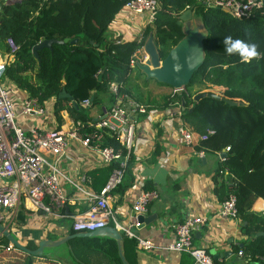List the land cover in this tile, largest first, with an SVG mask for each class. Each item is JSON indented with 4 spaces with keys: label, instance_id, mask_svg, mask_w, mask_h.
I'll use <instances>...</instances> for the list:
<instances>
[{
    "label": "trees",
    "instance_id": "trees-1",
    "mask_svg": "<svg viewBox=\"0 0 264 264\" xmlns=\"http://www.w3.org/2000/svg\"><path fill=\"white\" fill-rule=\"evenodd\" d=\"M129 1L51 0L42 3L41 0H27L7 5L0 0V51L10 53V42L16 47L5 80L28 93L30 98H37L42 105L55 99L56 116L60 121L62 104L70 101L58 98L65 91L79 106L70 109L76 117L78 129L92 132L88 127L95 122L94 118L90 115V108H82L81 103L92 99V104H97V93L110 96L112 83L119 84L122 93L136 99L126 87L134 71L132 57L152 36L163 61L187 37L185 23L178 25V21L184 12L191 10L193 18L198 19L206 31L202 40L203 62L184 91L164 96L162 103L154 99L148 101V110L162 111L178 105L182 108L185 102L182 118L195 139L194 149L205 155H220L225 160L216 171L217 181L223 188L226 186L219 175L222 169L227 168L237 179L238 218L242 220L241 232L247 239L240 251L248 260L264 264V236H257L264 233V215L252 211L257 199L264 200V15L256 12L249 19L237 20L221 8L209 6L205 0H152L159 7L158 13L155 22L146 27L139 40L126 43L106 40L110 24ZM260 1L264 4V0ZM227 35L256 44L259 58L245 64L238 56H227L222 45ZM65 39L69 42L64 43ZM46 40L58 42L40 49L36 57L33 48ZM74 40L78 42L71 43ZM195 85L205 86L207 94L218 90L216 95L219 98L206 97L196 103L189 90ZM112 100L113 105V97ZM191 108L193 112H190ZM209 131L213 134L209 135ZM103 146L121 148L118 140L110 135L106 136ZM226 148L230 150L225 152ZM130 164L131 158L126 175ZM117 167V163H112L92 174L95 191L101 192ZM125 190L123 182L113 193ZM152 190V185L145 187V191ZM25 223L26 214L21 210L18 226ZM68 234L75 232L70 229ZM127 240L124 237L126 245ZM8 246L9 241L0 238V251ZM27 247L36 249L32 243ZM61 247H69L64 264L100 263L94 258H103L107 264H123L117 242L113 239L76 238L58 249ZM43 259L54 263L59 261L46 253ZM185 260L182 264L190 263L192 258L187 256ZM34 262V257L26 255L24 261L15 264Z\"/></svg>",
    "mask_w": 264,
    "mask_h": 264
},
{
    "label": "crops",
    "instance_id": "crops-1",
    "mask_svg": "<svg viewBox=\"0 0 264 264\" xmlns=\"http://www.w3.org/2000/svg\"><path fill=\"white\" fill-rule=\"evenodd\" d=\"M195 20L196 18H193L185 25H189ZM147 26L148 21L145 15H131L128 10L123 8L110 24L106 40L115 43L137 41ZM145 53L144 47L138 53L141 60ZM139 63L135 67H131L134 71L126 86L137 100L143 103L147 98L155 99L156 94L164 97L181 92H177L168 85L160 84L155 79L148 78L144 71L138 67ZM146 63L140 64L146 65ZM136 70L145 76V83L135 78ZM6 86L15 103L17 124L23 131H29L35 126L78 128L76 117L70 112V109L75 107L72 101L62 104L64 109L59 112L61 121L56 116L55 99H50L42 105L43 115L29 117L24 115L21 110L23 101L30 98L28 93L18 89L9 80H6ZM189 90L193 96L198 91L200 93L207 91L205 86L200 85H195ZM97 95L99 102L92 104L90 108V115L94 121L99 119L113 102L111 95L98 93ZM177 110L175 107L162 111L151 109L147 115L135 118V146L132 151L129 172L124 181L126 190L123 193H113V200L110 204L116 221L123 226H129L134 200L145 190L146 186L152 185V191L157 192L158 199L149 205L146 217L156 216L157 218L148 224L144 223L140 228H132V232L136 236L153 243L154 249L141 251L137 248L135 240L128 239L127 245L126 242L124 243V254L127 260L135 264H182L189 256L192 261L188 264H198L190 254L170 251L168 247L175 239L177 225L188 218L200 217L206 218L207 223L195 234L194 248L205 250L212 257L213 263L259 264L248 260L244 255H239L247 240L241 232L242 220L225 219L219 215L222 204L227 198V188H223L216 178V171L221 164L220 156L205 155L201 158L197 155L199 151H196L194 147H187L182 143L178 129L184 120L182 116L177 115ZM105 167L99 154L81 147L76 141H71L62 162V169L69 178L78 183L89 180L90 183H87V186L96 193L98 192L94 189L92 174ZM68 192L72 195L73 202L66 209L67 215L64 218L26 215V223L21 227L18 226L15 232L23 245L27 246L32 243L37 248L42 240L59 241L69 236L68 231L73 223L72 217L86 211L88 205L84 202L83 197H80L69 187ZM263 210L264 200L257 199L252 211L263 215ZM110 225L114 226L113 223ZM62 248L63 252H66L65 256L62 255V251H58ZM61 249L45 250L48 257L54 256L62 259L55 263L52 262V264H63L65 257L69 256V247H61ZM9 254L19 253L12 251ZM215 255H223V257L214 259ZM93 260L100 262L96 264H107L103 258L101 260L94 258ZM40 262L48 264L49 260L42 258ZM65 262L68 263L67 258Z\"/></svg>",
    "mask_w": 264,
    "mask_h": 264
},
{
    "label": "built area",
    "instance_id": "built-area-1",
    "mask_svg": "<svg viewBox=\"0 0 264 264\" xmlns=\"http://www.w3.org/2000/svg\"><path fill=\"white\" fill-rule=\"evenodd\" d=\"M22 3L27 0H4L7 2ZM51 0H41L48 3ZM209 6L221 8L225 13L237 20L249 19L256 12L264 15V4L260 0H205ZM124 9L131 15H145L148 25L155 22L158 5L152 0H131ZM1 10V6H0ZM11 44L10 53L0 51V224L10 233H15L21 210L27 216H45L61 219L64 212L72 204V195L68 187L88 205L84 212L74 215L72 231L88 233L102 229L111 223L127 239L135 240L141 251H152L153 243L136 236L132 228H140L146 217L149 205L158 199L155 191H142L134 200L130 215V225L123 226L116 221L110 202L113 192L124 182L132 151L135 146L136 121L135 118L147 115L149 106L131 98L121 92L117 83L110 85V92L114 99L113 105L104 111L102 116L89 125L92 132H81L68 128H44L35 126L29 131H23L17 124V111L14 100L6 86L5 75L9 64L14 60L16 47ZM139 50L131 60V67L138 62H147L148 56L140 59ZM92 106L90 99L81 103V107L89 109ZM177 115L182 116L184 110L177 107ZM22 113L29 117L41 116L44 108L37 98H28L23 101ZM182 143L193 147L195 139L192 133L182 123L178 129ZM209 135L213 131L208 132ZM110 135L118 140L120 149L107 146L103 143ZM206 137H202L205 139ZM71 141H76L81 147L90 149L100 155L105 166L117 163L110 175L107 184L100 193L92 191L88 186L89 180L83 183L69 178L62 169V162L66 156ZM230 148H226L228 152ZM52 158H49V156ZM201 158L203 151L197 152ZM220 156V155H219ZM225 162L221 159V163ZM221 180L227 188V198L222 204L220 217L237 220V197L235 194L236 177L224 168L219 172ZM264 215V210H263ZM207 223L206 218L193 217L177 225L175 239L168 250L178 253H188L198 264H213L212 257L203 249L193 247L195 234ZM3 236L0 235V238ZM10 253L16 251L12 244L5 249ZM243 256V252L239 253Z\"/></svg>",
    "mask_w": 264,
    "mask_h": 264
},
{
    "label": "water",
    "instance_id": "water-1",
    "mask_svg": "<svg viewBox=\"0 0 264 264\" xmlns=\"http://www.w3.org/2000/svg\"><path fill=\"white\" fill-rule=\"evenodd\" d=\"M14 2H7V5H13ZM193 19V14L191 10H187L182 14L178 21V25L182 22L187 23ZM186 30V29H185ZM192 34V31H190ZM187 34V31H186ZM205 37L202 38V40ZM202 40H196L194 36H187L176 48L170 51L168 56L161 61L158 55L157 48L154 44L152 36L149 37L146 45L145 51L149 57L146 65L138 64V67L141 68L145 75L148 78H152L157 80L159 83L168 85L175 89L177 92L183 91L186 86H188L194 74L200 68L203 62V45ZM56 40H46L40 42L36 45L32 53L38 57V51L45 47H51L54 43H57ZM64 43H68L69 39H65ZM78 40H74L71 43H77ZM101 79V77L99 78ZM210 97V98H219L218 95L213 93H201L194 97V101L196 103L200 102L202 99ZM59 99L68 98L72 101L75 107L77 106L76 101L68 95L65 91L60 93L58 96ZM182 108L185 110V102L182 103ZM190 112H193V108L190 109ZM97 120V119H96ZM157 217H141V221L146 224L153 222ZM0 235L6 238L10 244L15 248V250L22 252L26 255L32 256L34 258L42 259L46 249L58 248L67 244L70 240L81 238V239H90V238H109L113 239L117 242L118 245V253L119 257L123 264H130L124 254V236L120 233L114 226L108 225L102 229L88 232V233H75L73 235H69L62 240L53 241L50 239L42 240L39 242L38 246L34 250H30L26 245H23L20 241H18L12 233H10L7 229H5L0 224ZM257 236H264V233H259ZM232 255V253H230ZM223 255H215L214 259L222 258Z\"/></svg>",
    "mask_w": 264,
    "mask_h": 264
},
{
    "label": "rangeland",
    "instance_id": "rangeland-1",
    "mask_svg": "<svg viewBox=\"0 0 264 264\" xmlns=\"http://www.w3.org/2000/svg\"><path fill=\"white\" fill-rule=\"evenodd\" d=\"M185 29H186V31H187V36L189 35H191V36H194V38L196 39V40H202V38L203 37H205L206 36V31L204 30V28L201 26V24H200V22L198 21V19H196L194 22H192L191 24H189V25H185ZM190 31H192V34L190 33ZM144 55V54H143ZM145 55L146 56H148L147 55V53H145ZM148 60H149V57H148ZM147 60V61H148ZM135 74H136V76H135V78L138 80V81H144V83L146 82V78H145V76L143 75V74H141L139 71H135ZM157 83V82H156ZM213 94H217L218 93V90H216V89H214L213 91ZM198 93H199V91H198ZM149 96H150V94L149 93H147ZM195 95H194V97L195 96H197V93H194ZM148 96V97H149ZM162 98L163 97H161L160 96V94H156V96H155V101H157L158 103H162ZM194 99V98H193ZM153 100V99H152ZM146 102H143L144 104H148L147 102L148 101H151V100H149L148 98H147V100H145ZM149 105V104H148ZM13 235H14V237L18 240V241H20V239L18 238V236H17V234L16 233H13ZM59 249H61V248H59ZM17 251V250H16ZM58 251H62V255H64L65 256V251L63 252V248L61 249V250H58ZM17 253H19V254H9L8 252H6L5 250H1L0 251V264H14V263H16V262H19V260L22 262V261H24L25 260V257H26V254H24V253H22V252H19V251H17ZM20 255V256H19ZM52 258H54V259H56L54 256H52ZM60 261L62 260V259H59ZM34 264H42L41 262H40V260L37 258H35V262H34ZM48 264H52V262L49 260V263ZM63 264H64V262H63ZM66 264V263H65Z\"/></svg>",
    "mask_w": 264,
    "mask_h": 264
},
{
    "label": "clouds",
    "instance_id": "clouds-1",
    "mask_svg": "<svg viewBox=\"0 0 264 264\" xmlns=\"http://www.w3.org/2000/svg\"><path fill=\"white\" fill-rule=\"evenodd\" d=\"M222 45L223 51L227 56H238L241 63H250L260 56L256 44L233 38L232 35L225 36L222 40Z\"/></svg>",
    "mask_w": 264,
    "mask_h": 264
}]
</instances>
